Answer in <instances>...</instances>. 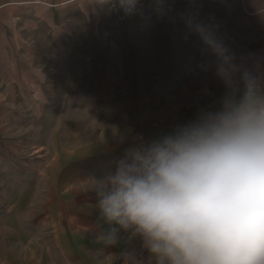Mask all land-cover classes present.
Listing matches in <instances>:
<instances>
[{"label":"crops","instance_id":"0c3cea01","mask_svg":"<svg viewBox=\"0 0 264 264\" xmlns=\"http://www.w3.org/2000/svg\"><path fill=\"white\" fill-rule=\"evenodd\" d=\"M133 1L132 14L118 23L100 0H0V54L9 65H42L40 50L60 40L72 49L76 42L90 47L88 40H82L87 32L100 34L115 49L129 42L127 36H147L150 44L163 26L170 42L166 47L172 50L164 63L178 68L170 76L165 74L171 86L163 90V100L151 107L154 120L146 134L79 147L69 137L67 142L55 137L46 147L35 146L43 149L44 164L37 175L45 177L46 194L37 197L35 204L20 202L21 208L34 207L30 215L29 208H19L14 216L9 210L0 217V223L8 222L11 236L3 243L0 264H152L138 238L130 240L123 231L115 244L101 238L110 226L89 187L91 179L114 170L129 149L219 111L227 92L225 80L239 83L241 74H248L264 85V0ZM189 39L200 50L194 60L188 57ZM24 80V88L17 83L0 85L2 128L11 129L8 116L15 112L36 114L37 124L44 112L65 108L66 101L55 109L54 95L42 89V77L40 82L31 77ZM69 96L65 93L64 98ZM37 186L23 187L24 192ZM34 229L39 233L43 229V242L37 240L38 231L30 232Z\"/></svg>","mask_w":264,"mask_h":264},{"label":"clouds","instance_id":"9594fccd","mask_svg":"<svg viewBox=\"0 0 264 264\" xmlns=\"http://www.w3.org/2000/svg\"><path fill=\"white\" fill-rule=\"evenodd\" d=\"M225 87L219 111L91 179L106 243L123 231L152 264H264V85L241 74Z\"/></svg>","mask_w":264,"mask_h":264},{"label":"rangeland","instance_id":"374dc122","mask_svg":"<svg viewBox=\"0 0 264 264\" xmlns=\"http://www.w3.org/2000/svg\"><path fill=\"white\" fill-rule=\"evenodd\" d=\"M85 36L82 40L91 44L87 48L76 42L72 49L62 40L45 44L39 54L42 65L25 62L9 65L0 54V85L17 83L24 88V79L31 77L40 82L42 77V89L54 95L51 100L58 106L55 109H60L66 101L64 110L44 112L37 124L36 114L15 112L8 116L11 129L0 127V217L9 210L14 216L21 208L20 202L35 204L37 197L46 194L45 177L37 175L44 164L40 158L43 149L35 146L46 147L55 137L60 141L65 138V142L69 137L79 147L103 139L146 134L149 123L154 120L151 107L163 100V90L171 86L165 74L170 76L178 68L164 63L170 60L172 50L166 47L170 42L163 26L158 38L150 44L147 36L140 39L127 36L129 42L122 49L110 48L109 42L105 43L98 33L87 32ZM193 44L189 39L187 51L191 60L200 51ZM187 67L192 69L194 65ZM65 93L70 96L64 98ZM29 185L38 186L24 192L23 187ZM27 208L30 215V208L34 207L21 209ZM7 226L8 222L0 223V259L4 256L3 243L11 237ZM35 234L39 242L45 240L43 229Z\"/></svg>","mask_w":264,"mask_h":264},{"label":"built area","instance_id":"2783aa9c","mask_svg":"<svg viewBox=\"0 0 264 264\" xmlns=\"http://www.w3.org/2000/svg\"><path fill=\"white\" fill-rule=\"evenodd\" d=\"M108 8L113 12L115 20L118 23L124 22L135 9V2L130 5L123 3L122 0H102Z\"/></svg>","mask_w":264,"mask_h":264}]
</instances>
